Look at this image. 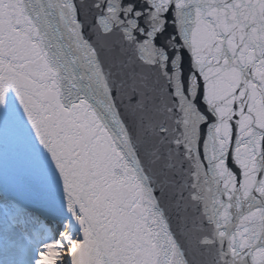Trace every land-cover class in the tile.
<instances>
[{"label":"snow or ice","instance_id":"snow-or-ice-1","mask_svg":"<svg viewBox=\"0 0 264 264\" xmlns=\"http://www.w3.org/2000/svg\"><path fill=\"white\" fill-rule=\"evenodd\" d=\"M0 264H264V0H0Z\"/></svg>","mask_w":264,"mask_h":264}]
</instances>
